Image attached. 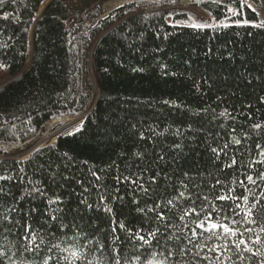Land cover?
I'll return each instance as SVG.
<instances>
[{"label": "trees", "instance_id": "trees-1", "mask_svg": "<svg viewBox=\"0 0 264 264\" xmlns=\"http://www.w3.org/2000/svg\"><path fill=\"white\" fill-rule=\"evenodd\" d=\"M107 1L5 0L0 5V85L6 83L0 91V145L35 139L55 117L88 113L79 130L26 160L13 159L20 150L8 154L0 150V175L12 177L0 181V188L11 193L0 195V211L14 204L16 221L32 224L44 239L38 252L18 253L19 233L12 228L11 235L0 237V245L9 252L0 264L13 260L43 264L49 257V264H115L112 257L120 264H148L149 260L260 264L261 257L238 255L231 247L234 239L229 243L231 251L220 255V249H209L223 244V239L203 230L192 236L178 220L174 227L165 228L151 219L152 213L148 218L138 213L132 200L151 207L158 196L173 195L181 179L191 188L193 181L211 185L213 177L225 184L244 178L245 168L224 165L233 155L246 163L257 155L256 143L264 146V127L252 128L255 123L264 125V21L246 6L248 2L261 6L264 0H190L191 9L200 11L212 25L204 28L191 27L189 13L169 10L182 0H152L159 7L152 14L141 13L147 0H133L106 14ZM233 136L241 145L232 143ZM225 143L227 154L216 157L211 148ZM116 166L125 175L143 172L151 199L139 191L134 195L126 183L115 192ZM90 169L105 170L101 182L109 190L106 203L113 209L112 216L133 231L143 228L147 244L111 224L109 214L95 207L98 197ZM248 171L255 175L254 170ZM157 173V183L149 186L147 181ZM29 180L40 181L37 186L45 197L27 194L25 189L32 187ZM233 187L240 191L238 185ZM252 191L259 196V188ZM57 195L61 203L52 207L59 210L50 212L47 198ZM112 195L123 200H111ZM84 196L93 203L92 209L81 203ZM225 203L216 202L218 207ZM216 221L231 223L220 215L213 217ZM260 226L241 222L239 229L251 228L264 239ZM156 227L160 228L157 236H148V230ZM189 228L194 225L189 223ZM181 233L183 237L176 239ZM249 236L245 232L244 238ZM186 237H191V243ZM250 246L264 252V244Z\"/></svg>", "mask_w": 264, "mask_h": 264}, {"label": "snow or ice", "instance_id": "snow-or-ice-1", "mask_svg": "<svg viewBox=\"0 0 264 264\" xmlns=\"http://www.w3.org/2000/svg\"><path fill=\"white\" fill-rule=\"evenodd\" d=\"M5 0H0V5H2ZM212 2H216V0H212ZM241 6H245L242 2ZM251 7V5H246ZM228 12L236 15L237 13L233 11V9L228 8ZM3 19H8L7 15L3 17ZM215 19V17H213ZM221 24L223 21L220 22ZM244 23H248L244 21ZM193 28H204L210 27L212 25L209 24H197L192 23L190 25ZM227 27L228 25H224ZM164 103H169L168 101H164ZM221 116L226 115V112H221ZM264 125L261 123H255L252 125L253 129L260 130ZM151 131V130H150ZM235 131V129H233ZM69 134H72L69 132ZM140 138L143 140L145 138L144 133H140ZM244 139H249L247 135H245ZM232 143L234 145H241V140L237 139L235 136L232 137ZM175 148H179V144L174 145ZM229 148V144L225 143L222 148L212 147L211 151L216 156L219 157L221 153L225 155L226 150ZM255 150L257 155L253 157L251 160L246 163L241 160L238 162L235 155L230 158V163H225L224 168L231 169L234 167H243L245 171L242 173L243 179L233 178L229 181L228 184H225L224 180H221L219 177H213L214 183L209 184H197L195 181L192 183V187H189V183H187L184 179H181L179 182V187L176 192L168 198L157 197V200L153 201V206L151 207H141L140 200L133 199L132 203L135 204L136 211L138 213L144 214L146 218H148V214L152 213L151 219L157 224H163L165 228L174 227V221L178 220L183 222V228H188V230L192 233V236H196L198 234H202V232H198L197 230H203L211 233V236L217 240L223 239V244H217L214 248L209 249L210 251H215L216 249H220V255H223L225 251H231L229 243L231 240H235V242L231 245L237 251L239 255L241 252L250 253L253 257H261L260 264H264V252H261L259 248H255L250 245H262L264 244V239L260 235H256L253 233L251 228H245L242 232L239 229V224L243 222L244 224H257L260 226L261 233H264V188H261V185L264 184V146L260 143L255 144ZM240 151V149H237ZM252 149H248V152L251 153ZM67 155V154H65ZM141 153H136V156H141ZM163 159V156L160 157ZM84 163H87L85 161ZM115 164V162H113ZM43 167V165H41ZM117 174L113 177L115 180L117 187L115 188V192H119L120 188L118 185L120 184H128L131 186V190L133 194L137 191L142 192L145 196H149V187L145 186V182L143 181V172H131L128 171V174L125 175L124 172L119 170V166H116ZM248 169H252L255 171V175L249 174ZM23 172V169H20ZM91 175L94 178L92 182V186L97 191V201L95 203V207L97 209H102L105 213H108L111 218V224H118L119 228L128 232L130 236L135 237L139 241H143L145 244L148 241L145 238V235L141 233L144 231L143 228L138 231H133L130 228H127L126 225L122 221H117L114 216H112L113 209L110 206V203H106L108 200L109 190L108 188L101 182L102 181V173H104V169H100L99 172L91 170ZM223 171V169H222ZM53 177L56 173H52ZM159 174H154L149 178L147 183L150 185L156 184V177ZM183 176L187 177L188 174L184 173ZM12 179V177L8 175H0V181H8ZM64 179H69V177H64ZM191 179V178H189ZM29 184L32 185L31 189H25L29 196L36 194L40 197H45V192L41 187L37 185L40 184V181L33 182L32 180L28 181ZM77 183L83 184V181L77 180ZM233 185H238L240 191L237 192V188L233 187ZM259 188L260 193L257 196V193L252 191V188ZM207 189L205 191L204 189ZM84 192L88 193L89 189L87 187L84 188ZM0 195L2 196H10V191H5L3 188H0ZM23 199V196L20 197ZM123 200L122 196L112 195L111 200ZM149 199L151 197L149 196ZM15 200V197H13ZM159 201V202H157ZM216 202H227L222 207H218ZM61 203L60 197L57 195L55 197L47 198L48 210L50 212H56L59 209L53 208V205H58ZM81 203L85 204V206L89 209L94 207L93 203L88 202V197L84 196L81 199ZM17 207L14 204H10L7 206L6 210L0 211V237H7V235H11V229H18V237H17V252L25 253L31 252L35 253L40 250L41 245L44 243L43 236H41L40 232L33 227L30 223L20 224L19 221H16L14 213L17 212ZM31 211H36V209H32ZM215 215H220L222 220H231V223H222L221 221L212 222L213 217ZM236 216L240 217V220L235 219ZM188 218H191L190 220ZM52 220H56L57 217L55 215L51 216ZM206 222L210 223V227L206 228ZM189 223L194 225V228H189ZM236 225V227H233ZM220 229V233L218 234L215 230ZM112 231L115 232L116 228L113 227ZM160 228L156 227L155 229H149L147 232L148 236L155 238L159 233ZM245 232L249 233L250 236L248 239L244 238ZM39 237V243H36L37 238ZM183 237V233L181 236H177L176 239H181ZM191 243V237H186ZM179 248V245H177ZM73 256L76 255L75 252L72 253ZM9 256V252L6 250L5 245H0V260ZM241 260L243 256L239 257ZM45 259L43 264H49V260ZM115 261V264H120V260H117L115 257H112ZM137 259H139V254H137ZM207 259V257H205ZM12 264H15V261H12ZM20 264H23L21 261ZM148 264H164V261H155L149 260Z\"/></svg>", "mask_w": 264, "mask_h": 264}, {"label": "rangeland", "instance_id": "rangeland-1", "mask_svg": "<svg viewBox=\"0 0 264 264\" xmlns=\"http://www.w3.org/2000/svg\"><path fill=\"white\" fill-rule=\"evenodd\" d=\"M183 3H186L188 4V10L189 12L191 13L190 15L192 16V20L189 22L190 24L192 23H197V24H200V19L198 20L197 17L199 18L200 16H198L197 14L195 13H198L200 15H203L200 11H196L194 8L193 10L191 9V6H190V0H182ZM125 4V0H108L105 4H104V10H105V13L108 14L109 12H111L112 10H114L113 8L117 7L118 5H124ZM247 5H251V7H253L254 5L252 3H247ZM263 5H264V2H263ZM43 9H41L39 11V13L37 14L36 18L39 17L41 11ZM88 63H89V67H90V64H91V61H90V58L88 60ZM91 82L93 81L92 78L89 79ZM6 83H3L0 85V89H2L4 86H5ZM75 116L73 114H68V115H64V116H60V117H56L54 118L49 124H47L45 126V128L43 129L42 132H39L37 134V137L35 139H31L29 140L28 142L31 143V147H28L26 148V146H28V142H24V143H19V142H15L14 144H8V145H5V146H8V150H11L12 146L11 145H21L23 146L21 149H25L24 151H20L18 153H16L14 156H13V159H16V160H26L28 159L32 152L39 148V147H42V146H48V145H51L53 144V142L57 139H54V140H49V141H44V138L48 135H50L51 133L55 132L57 130V128H59L60 126H69V130L68 132H66L64 135H67L69 134V132L73 133L77 130H72V129H76L80 126V124L82 123L81 121V115H78L76 113H74ZM85 114V113H84ZM81 127V126H80ZM80 129V128H79ZM61 134H59L60 136ZM47 140V139H46ZM44 142L45 144H42L40 145V142Z\"/></svg>", "mask_w": 264, "mask_h": 264}, {"label": "built area", "instance_id": "built-area-1", "mask_svg": "<svg viewBox=\"0 0 264 264\" xmlns=\"http://www.w3.org/2000/svg\"><path fill=\"white\" fill-rule=\"evenodd\" d=\"M133 2V0H125V4L124 5H127V4H130V3H132ZM124 5H118L117 7H115V8H113V9H116V8H118V7H123ZM190 6H191V3H190ZM253 9H254V11H255V13L258 15V17H259V20H261V21H264V5H261V6H253L252 7ZM170 11H176V12H189V10H188V4H186V3H183V1H180L179 3H176V4H173L172 5V7L169 9ZM159 11V7H156L155 6V3H154V1H152V0H147V1H144V3H143V5H142V8H141V13L142 14H152V13H155V12H158ZM169 18V20L171 19H173V16L172 15H169V16H167V19ZM199 19H200V22L201 23H204V24H208L209 23V20L207 19V18H205V17H199ZM3 89V88H2ZM2 89H0V91L2 90ZM74 116H75V114H73ZM87 117V114H82L81 115V121H82V123H83V121H84V119ZM56 118V117H55ZM82 123L80 124V126L82 125ZM68 126H70V125H68ZM80 126L78 127V128H76V129H72V130H78L79 128H80ZM61 127V126H60ZM70 128H71V126H70ZM57 130H58V128H57ZM56 130V131H57ZM55 131V132H56ZM70 131V130H69ZM63 135L61 134L60 136H55L54 138H52V139H47V140H45V138H44V141H49V140H54V139H56L54 142H53V144H55L59 139H60V137H62ZM28 142V141H27ZM30 142H28V144H29ZM10 144H14V143H10ZM42 144H45L44 142H40V145H42ZM5 145H8V144H1L0 145V150H2V152L3 153H5V154H8V153H12L13 151H15V150H20V151H24L25 149H21L23 146H21V145H17V144H15V145H11L12 146V148H11V150H8V146H5ZM52 145V144H51ZM47 146V145H46ZM46 146H42V147H39V148H37V149H35L33 152H35L36 150H38V149H41V148H44V147H46ZM32 152V153H33ZM3 155V154H2ZM2 155H0V160H2L3 158V156Z\"/></svg>", "mask_w": 264, "mask_h": 264}, {"label": "bare ground", "instance_id": "bare-ground-1", "mask_svg": "<svg viewBox=\"0 0 264 264\" xmlns=\"http://www.w3.org/2000/svg\"><path fill=\"white\" fill-rule=\"evenodd\" d=\"M68 131H69V126H61V127L58 128V130L56 132H53L50 135L46 136L45 140L46 139H52L55 136H59V134L64 135Z\"/></svg>", "mask_w": 264, "mask_h": 264}, {"label": "water", "instance_id": "water-1", "mask_svg": "<svg viewBox=\"0 0 264 264\" xmlns=\"http://www.w3.org/2000/svg\"><path fill=\"white\" fill-rule=\"evenodd\" d=\"M49 4H50V2H48V3L45 5V7L43 8V10L41 11L40 14H42V13L46 10V8L48 7ZM35 21H37V19H35ZM5 85H6V84H5Z\"/></svg>", "mask_w": 264, "mask_h": 264}]
</instances>
